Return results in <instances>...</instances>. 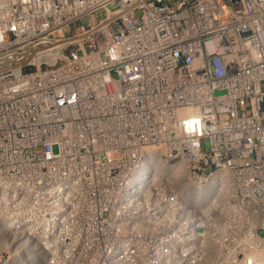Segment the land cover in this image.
Listing matches in <instances>:
<instances>
[{
  "label": "built area",
  "instance_id": "1",
  "mask_svg": "<svg viewBox=\"0 0 264 264\" xmlns=\"http://www.w3.org/2000/svg\"><path fill=\"white\" fill-rule=\"evenodd\" d=\"M224 242L264 246V0H0V264Z\"/></svg>",
  "mask_w": 264,
  "mask_h": 264
},
{
  "label": "rangeland",
  "instance_id": "2",
  "mask_svg": "<svg viewBox=\"0 0 264 264\" xmlns=\"http://www.w3.org/2000/svg\"><path fill=\"white\" fill-rule=\"evenodd\" d=\"M224 246H232L234 247L233 249L236 250V252L238 253V257H237V264H247V260L245 262V259L248 258V256H250L252 258V263L254 264H264V246H260L258 244H255L252 246H245L243 243L241 242H224L223 243ZM248 248H252L250 249V251H248ZM262 257V258H261ZM262 262H261V260ZM259 261V262H258ZM258 262V263H257Z\"/></svg>",
  "mask_w": 264,
  "mask_h": 264
},
{
  "label": "bare ground",
  "instance_id": "3",
  "mask_svg": "<svg viewBox=\"0 0 264 264\" xmlns=\"http://www.w3.org/2000/svg\"><path fill=\"white\" fill-rule=\"evenodd\" d=\"M193 189L189 186V197H190V199L196 194V191H192ZM262 258V257H261ZM261 260V259H260ZM263 260H264V258H263ZM259 262V261H258ZM257 262V263H258ZM261 262H262V260H261ZM253 264V263H252ZM255 264V263H254Z\"/></svg>",
  "mask_w": 264,
  "mask_h": 264
}]
</instances>
